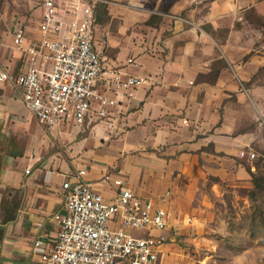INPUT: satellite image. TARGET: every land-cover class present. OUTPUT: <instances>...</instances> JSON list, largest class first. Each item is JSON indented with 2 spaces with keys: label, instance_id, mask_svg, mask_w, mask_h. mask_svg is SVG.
I'll return each mask as SVG.
<instances>
[{
  "label": "crops",
  "instance_id": "0c3cea01",
  "mask_svg": "<svg viewBox=\"0 0 264 264\" xmlns=\"http://www.w3.org/2000/svg\"><path fill=\"white\" fill-rule=\"evenodd\" d=\"M27 1L41 13L40 0ZM260 1L100 0L94 45L104 77L148 78L133 97L107 92L119 101L114 129L80 126L73 118L46 128L26 107L21 88L0 80V264H46L34 241L56 236L55 216L66 211L62 183L78 169L108 201L129 187L167 209L171 241L156 264L179 250L180 236L205 230L204 217L193 221L203 216L194 202L206 180L236 185L251 178L252 159L240 152L254 151L253 132L240 114L263 65L246 38V12L261 13ZM57 3L69 20L65 0ZM19 24L25 26L21 47L14 41ZM39 24L0 14V68L11 76L25 70V49L39 44ZM52 64L46 58L41 67Z\"/></svg>",
  "mask_w": 264,
  "mask_h": 264
},
{
  "label": "built area",
  "instance_id": "2783aa9c",
  "mask_svg": "<svg viewBox=\"0 0 264 264\" xmlns=\"http://www.w3.org/2000/svg\"><path fill=\"white\" fill-rule=\"evenodd\" d=\"M99 1L65 0V14L70 15L66 20L57 0H40L41 39L25 49V70L11 76L0 68V80L21 88L26 107L46 128L73 118L80 126L102 123L114 129L118 123L114 108L119 101L107 92L133 97L134 89L148 82L144 76L120 72L104 77L102 52L94 45ZM63 30L68 33L54 37ZM14 41L19 47L24 44L23 24L16 29ZM46 58L53 60L51 69L41 67ZM129 62L135 60L129 58ZM240 155L253 159L256 153L243 149ZM85 175V169H78L63 181L66 211L55 216L57 234L38 237L34 252L46 264H156L171 241L167 209L129 187H121L115 200L108 201Z\"/></svg>",
  "mask_w": 264,
  "mask_h": 264
},
{
  "label": "rangeland",
  "instance_id": "374dc122",
  "mask_svg": "<svg viewBox=\"0 0 264 264\" xmlns=\"http://www.w3.org/2000/svg\"><path fill=\"white\" fill-rule=\"evenodd\" d=\"M262 12L250 9L248 36L250 46L263 55V65L250 84L243 106L241 123L253 132L251 178L248 183L227 185L216 178L204 183L200 200L194 206L204 209L193 224L204 217L203 232L190 230L177 240L179 250L165 264H264V0ZM0 14L9 20L19 14L35 23L40 19L36 7L27 0H0Z\"/></svg>",
  "mask_w": 264,
  "mask_h": 264
}]
</instances>
